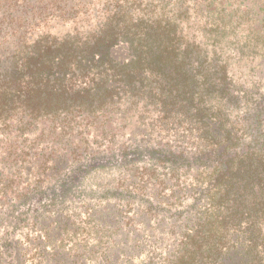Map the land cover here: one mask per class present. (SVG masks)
<instances>
[{
  "label": "trees",
  "instance_id": "trees-1",
  "mask_svg": "<svg viewBox=\"0 0 264 264\" xmlns=\"http://www.w3.org/2000/svg\"><path fill=\"white\" fill-rule=\"evenodd\" d=\"M187 4L0 0L3 128L13 126L17 118L29 125L38 118L55 123L64 116L63 128L42 126L32 134L43 147L8 150L2 160L27 162L38 174L48 163L69 166L85 160L82 124L95 126L96 136H109L110 141L124 137L117 132L128 127L130 136L149 145L154 121L161 129L174 127L189 143L181 151L146 146L137 153L87 161L67 171L56 187L17 205L16 222L37 223L55 205L81 193L89 174L144 162L146 190L110 189L96 198L122 204L120 210L106 208L108 221L100 222L101 231L109 228L111 236L124 227L119 219L127 212L123 209L137 207L133 219L154 239L139 246L146 256L135 257L134 245L125 237L120 243L112 241L109 257H61L60 248L52 244L42 258L45 264H264V93L237 89L228 76L230 57L243 60L264 54V0H239L243 18L238 21L239 9H226L224 3L194 9ZM190 11L208 18L214 39L206 47L186 40L179 27L178 18ZM240 27L238 34L246 33L245 38H230L244 45L228 55L221 42ZM76 118L78 129L73 130L70 124ZM65 127L68 131L62 133ZM60 137L68 138L62 155L52 158L62 162H53L48 142ZM51 223L59 224L49 233L57 241L65 229L74 227L70 222ZM22 258L16 262H24ZM28 258L30 264H43Z\"/></svg>",
  "mask_w": 264,
  "mask_h": 264
},
{
  "label": "rangeland",
  "instance_id": "rangeland-1",
  "mask_svg": "<svg viewBox=\"0 0 264 264\" xmlns=\"http://www.w3.org/2000/svg\"><path fill=\"white\" fill-rule=\"evenodd\" d=\"M222 3H224L226 9L228 7H231L230 9L234 8V10L239 9L237 6L239 0H188L187 8L194 9L196 6L208 8L210 4L221 6L220 4ZM241 11L242 9H239L235 18L236 21L239 18H243ZM205 16V13L199 16L196 12L190 11L188 14H182L178 18L179 27L183 30L186 40H194L196 44L200 43L201 47H206L214 39L209 33L210 29L206 24L208 18ZM57 29L62 30L61 27ZM66 29L64 28V30ZM241 29L242 27L237 29V31L235 30L236 32L233 35H229L221 42V46L228 51V55L231 50L244 45L243 42L238 45L235 40L233 41L230 38L232 36H236L237 40H241L242 37L245 38L246 33L243 36L238 34V30ZM232 32L233 30L231 34ZM252 75H255L254 78ZM228 76L232 79L233 85L237 89L248 90L249 88H254V90L259 89L260 93L263 94L264 54L261 52L254 57L243 60L230 57L228 60ZM63 117V115H60V118L55 123H52L48 119L38 118L29 122L31 123L29 125H25L27 123L25 119L19 121L17 118L12 120L13 123L12 121L8 122L9 124H14L10 128H3V122L0 118V264H18L16 260L19 257H23L22 260H24L20 264H30L28 257H33L34 261L38 260L45 264L42 258L47 257L51 252L50 245L52 244L54 247L58 246L60 248L61 257H109L108 248L112 246V241L120 243L125 237L129 239V244L134 245L132 250H134L135 257L146 256V253L144 254L139 246L140 244H148L154 239L148 238V235L151 234L145 232L137 224V221L133 219V210L137 207L128 206L123 209L127 212L120 214L119 219L123 222L124 227L120 231L112 233L111 236V229L106 228L104 231H101L102 225L100 222L108 221L106 217L109 216V212L106 208L111 209L115 206L116 209L120 210L122 204L114 202V200L111 202L98 201V198H96L97 193L102 194L110 189L125 192L127 190L130 191L131 186H137L138 191L146 190L147 188H145L144 183L146 178L141 175L144 162H140L131 168H111L110 170L89 174L85 177V182L80 187L81 193H76L63 205H55L51 209L52 211L42 214L41 216L43 217H40L37 223L31 219L20 222L14 220L15 212H13V209L17 205L56 187L64 175L67 174V171L74 170L75 167L85 164L87 161L90 162V160L105 157L112 159L130 152L137 153L140 152L139 149H143L146 146L155 150H159V147H164L173 151H181L185 146H189V143L186 145L187 141L184 139L183 133L177 132L174 127L170 126L161 129L159 128V124L154 121H151L154 126L149 127V130L152 131L150 133L152 139L149 145L147 142L142 141L145 139L130 136V128L128 127L124 128L121 132H117L124 133V137L118 136L110 141L107 140L109 136L106 138L96 136L98 131L95 126L82 124L79 129L86 136L84 140L85 144L80 149L83 152L82 157H87L85 160L79 161L76 158L77 161L71 163L69 166L63 163H48L44 173L41 174H38L35 170H30L27 162L2 160L4 153L8 150L19 153L20 150L43 147L45 143L43 141H34L32 134L35 131L38 133L42 126L51 128L55 126L58 130L63 128ZM78 121L79 119L76 118L74 119V123L70 124L73 130L78 129L75 124ZM66 131L68 129L65 127L62 133ZM160 132L163 134H160ZM66 139L68 138L60 137L52 144L48 142V156H50L53 162H62V160L52 157L62 155L60 150L63 148ZM74 144H76L75 141ZM27 161L30 160L28 159ZM162 173L161 169H158L156 172L158 177H162ZM164 195L166 193L162 191V196ZM188 203L184 202L183 206ZM56 221H61L62 223L70 222L74 225V227L72 226L63 231L60 241L52 240L49 235L52 230L59 227V224L51 223ZM42 226H47V228L42 229ZM135 237L139 240L138 242L133 240ZM49 238L52 241H49ZM57 238L59 239V235ZM40 246H42L43 251L39 249ZM124 251H122V257L127 256Z\"/></svg>",
  "mask_w": 264,
  "mask_h": 264
}]
</instances>
